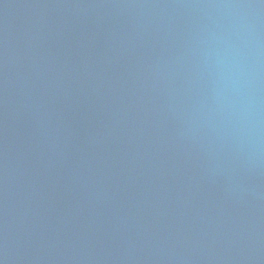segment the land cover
Listing matches in <instances>:
<instances>
[{"label":"water","instance_id":"obj_1","mask_svg":"<svg viewBox=\"0 0 264 264\" xmlns=\"http://www.w3.org/2000/svg\"><path fill=\"white\" fill-rule=\"evenodd\" d=\"M0 264H264V0H0Z\"/></svg>","mask_w":264,"mask_h":264}]
</instances>
